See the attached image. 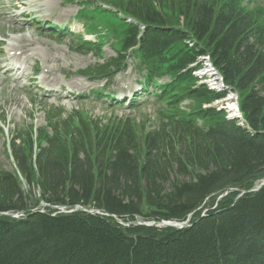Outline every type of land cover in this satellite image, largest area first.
<instances>
[{
    "label": "trees",
    "instance_id": "trees-1",
    "mask_svg": "<svg viewBox=\"0 0 264 264\" xmlns=\"http://www.w3.org/2000/svg\"><path fill=\"white\" fill-rule=\"evenodd\" d=\"M107 1L136 20L122 23V51L138 63L146 89H157L167 127L75 112L48 118L35 136L13 135L6 152L14 168L0 169V213L28 214L0 217V264H264V186L238 197L264 178V0ZM203 55L225 90L193 74ZM164 77L170 82L160 83ZM231 91L243 120L204 107ZM185 100L189 111L180 107ZM24 182L40 198H29ZM228 189L183 229L126 227L85 211L29 212L44 201L124 221H184Z\"/></svg>",
    "mask_w": 264,
    "mask_h": 264
},
{
    "label": "rangeland",
    "instance_id": "rangeland-1",
    "mask_svg": "<svg viewBox=\"0 0 264 264\" xmlns=\"http://www.w3.org/2000/svg\"><path fill=\"white\" fill-rule=\"evenodd\" d=\"M63 2L0 0V51L7 56H11V51L21 56L20 60L13 62L14 66H17L16 62L25 63L24 69L19 66L20 73L11 72L9 77L0 72V169L12 171L14 168L13 161L6 152L12 136L28 133L30 130H41L50 117L66 119L75 112H82L94 121L129 119L137 121L146 130L167 127L161 112L165 106L150 95L143 97L135 108L126 103L127 100L124 107H116L107 99L93 94V89L107 88L105 80L91 82L88 78L75 74L101 65L122 50L112 42L114 38L108 32L111 27L118 29L119 22L114 16L99 10V5H102L115 13L116 10L106 5L104 0H71L68 4ZM85 2L88 4L83 5ZM19 7V10H13ZM45 22L49 26L45 27ZM52 24H67V33L60 35L48 29ZM86 40H94L102 50L95 51L94 54L84 52L85 48L80 44ZM24 48L29 49V52L22 56ZM200 61L202 64L206 62L203 58ZM20 75V79H17ZM25 76H33V79L28 81ZM54 80L57 82L52 83ZM139 81L140 77L130 63L126 72L120 73L109 83V91L104 96H109L112 91H121L126 97H131L136 90H140ZM80 95L90 98H81ZM229 102L236 104L234 99H224L213 105L217 109L230 108ZM184 103L187 101L182 103L183 107L187 105ZM228 109L227 114L232 116L234 112ZM23 188L29 198H40L39 187L24 182ZM191 217L194 219L196 215Z\"/></svg>",
    "mask_w": 264,
    "mask_h": 264
},
{
    "label": "bare ground",
    "instance_id": "bare-ground-1",
    "mask_svg": "<svg viewBox=\"0 0 264 264\" xmlns=\"http://www.w3.org/2000/svg\"><path fill=\"white\" fill-rule=\"evenodd\" d=\"M11 52H12L11 56H7L6 54H2V51H0V55H2V56H0V72H4L7 77H9V73H11V72L20 73V69H21L20 67L14 66V64H13L14 61L20 60L21 56H17L14 51H11ZM28 52H29V49L24 48V50L21 52V54L23 56V55L27 54ZM21 76L22 75H20L17 79H20ZM32 79L30 78V80H32ZM55 82H57V81H55V80L52 81V83H55ZM61 89H63V86H61ZM230 107L232 109H235V106L232 103H230ZM232 112H238V111L233 110ZM235 114H238V113H235ZM163 222H165V221H162V222L152 221V222H148L149 223L148 225L160 227L163 224Z\"/></svg>",
    "mask_w": 264,
    "mask_h": 264
},
{
    "label": "water",
    "instance_id": "water-1",
    "mask_svg": "<svg viewBox=\"0 0 264 264\" xmlns=\"http://www.w3.org/2000/svg\"><path fill=\"white\" fill-rule=\"evenodd\" d=\"M264 186V181L261 183V184H259V186L257 187V188H262ZM163 225H169V223H167V222H163Z\"/></svg>",
    "mask_w": 264,
    "mask_h": 264
}]
</instances>
